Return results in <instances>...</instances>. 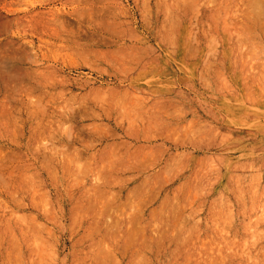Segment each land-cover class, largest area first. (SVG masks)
Here are the masks:
<instances>
[{"label": "rangeland", "instance_id": "rangeland-1", "mask_svg": "<svg viewBox=\"0 0 264 264\" xmlns=\"http://www.w3.org/2000/svg\"><path fill=\"white\" fill-rule=\"evenodd\" d=\"M0 264H264V0H0Z\"/></svg>", "mask_w": 264, "mask_h": 264}]
</instances>
